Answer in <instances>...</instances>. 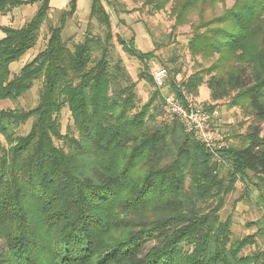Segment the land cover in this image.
<instances>
[{
    "label": "trees",
    "instance_id": "trees-1",
    "mask_svg": "<svg viewBox=\"0 0 264 264\" xmlns=\"http://www.w3.org/2000/svg\"><path fill=\"white\" fill-rule=\"evenodd\" d=\"M89 1L105 35L70 47L62 32L77 0L57 11L50 0H0V16L38 4L21 27H0V102L41 84L34 108L0 110V264H264V251L241 255L256 236L234 239L231 219L220 216L236 182H249L250 174L264 183V129L216 151L218 163L177 119L161 118L157 90L137 107L136 83L155 87L152 76L143 71L133 82L111 59L112 40L135 54L132 41L112 31L101 0ZM170 1L183 25L190 10L216 0L145 3L156 12ZM232 1L191 26V56L218 58L182 81L178 69L168 70L164 84L174 96H197L205 84L212 102H244L264 120V0ZM43 26L45 48L12 74ZM64 109L71 125L62 133ZM28 120V133L16 135L13 127Z\"/></svg>",
    "mask_w": 264,
    "mask_h": 264
},
{
    "label": "rangeland",
    "instance_id": "rangeland-1",
    "mask_svg": "<svg viewBox=\"0 0 264 264\" xmlns=\"http://www.w3.org/2000/svg\"><path fill=\"white\" fill-rule=\"evenodd\" d=\"M101 2L109 14L112 31H116L128 45L132 41V45H130L136 55L126 52L122 46L112 40L110 56L113 61L120 60L122 62L129 71L133 82L137 81L141 72H147L151 76V73L158 68L166 70L168 79L170 78L168 70L178 69L180 72L176 80L182 81L195 71L210 67L214 59L218 58L217 55L211 58H202L201 56H191L189 53L188 41L192 36L191 26L197 24L200 18L207 20L221 14L223 9L231 7L233 3L232 0H216L213 3L198 4L186 14V22L180 25L176 22L175 14L171 12L173 1L168 2L162 10L156 12H152L151 6L146 5L145 0H101ZM37 7L38 4L25 5L0 16V27H21L30 20ZM53 13L51 12L52 15ZM86 35L102 39L105 35V28L94 18H90V1L77 0L76 12L68 20L62 32V39L71 47V45L81 42ZM1 37L3 34L0 30ZM47 39L48 33L46 27L43 26L35 48L10 66L11 73L16 74L24 64L42 51ZM140 55L145 58L140 59ZM40 86L39 82L34 83L33 87L16 102H0V110H11L16 106L24 110L34 108L38 103ZM155 90L159 92L161 98L154 101L155 105H160L161 118L170 121L162 110V95L169 91L166 85L163 92H160L150 83L143 80L138 81L135 87L137 107H141L151 99ZM209 95V89L203 84L198 89V95L193 97L204 110L209 106L212 107V110L217 111L218 127L223 135V149L237 146L239 140L256 127L264 129V120H259L244 102L232 105L229 97L212 102ZM233 95L234 93L231 94V97ZM59 121L61 132L65 133L66 128L71 125V118L66 109L61 112ZM30 125L31 120H28L13 127L12 130L16 135L24 136L28 133ZM0 142L5 146L1 135ZM217 161L222 163L219 157ZM224 173L225 167L221 175ZM248 176L249 182H236L235 190L226 197L220 213L221 219L224 220L226 217L231 219V231L234 239H242L253 234L256 236L255 243L246 247L241 255L264 251V183L259 185L257 179L250 174Z\"/></svg>",
    "mask_w": 264,
    "mask_h": 264
},
{
    "label": "built area",
    "instance_id": "built-area-1",
    "mask_svg": "<svg viewBox=\"0 0 264 264\" xmlns=\"http://www.w3.org/2000/svg\"><path fill=\"white\" fill-rule=\"evenodd\" d=\"M155 87L160 92L165 88L166 71L158 68L151 73ZM163 112L167 118L179 121L184 131L202 143L217 160L216 151L223 148V135L219 131L216 110H204L195 97L182 90L181 96L166 93L162 95Z\"/></svg>",
    "mask_w": 264,
    "mask_h": 264
},
{
    "label": "crops",
    "instance_id": "crops-1",
    "mask_svg": "<svg viewBox=\"0 0 264 264\" xmlns=\"http://www.w3.org/2000/svg\"><path fill=\"white\" fill-rule=\"evenodd\" d=\"M69 0H50V7L51 10L57 11V10H63L66 8ZM35 14V13H34ZM33 14V15H34ZM32 18V17H31ZM30 18V19H31Z\"/></svg>",
    "mask_w": 264,
    "mask_h": 264
}]
</instances>
